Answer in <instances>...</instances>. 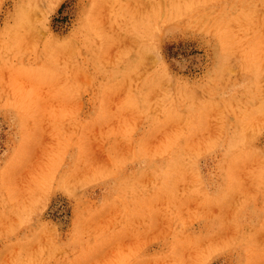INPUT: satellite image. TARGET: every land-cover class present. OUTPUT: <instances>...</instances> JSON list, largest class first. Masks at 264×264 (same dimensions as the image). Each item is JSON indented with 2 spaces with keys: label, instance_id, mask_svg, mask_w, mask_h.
<instances>
[{
  "label": "rangeland",
  "instance_id": "obj_1",
  "mask_svg": "<svg viewBox=\"0 0 264 264\" xmlns=\"http://www.w3.org/2000/svg\"><path fill=\"white\" fill-rule=\"evenodd\" d=\"M0 264H264V0H0Z\"/></svg>",
  "mask_w": 264,
  "mask_h": 264
}]
</instances>
